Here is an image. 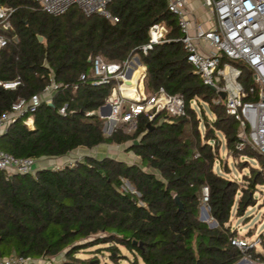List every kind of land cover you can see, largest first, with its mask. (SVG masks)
I'll return each mask as SVG.
<instances>
[{
  "label": "trees",
  "instance_id": "1",
  "mask_svg": "<svg viewBox=\"0 0 264 264\" xmlns=\"http://www.w3.org/2000/svg\"><path fill=\"white\" fill-rule=\"evenodd\" d=\"M0 5L15 10L13 29L6 32L11 40L0 56V81H21L14 91L0 87V117L20 98L42 94L52 82L60 86L52 103L44 101L33 114V128L25 124L30 114L17 119L0 136V149L16 158L41 159L106 144L123 146L136 157L129 162L87 156L74 166L42 168L34 175L8 177L0 171V259L92 264L94 259L79 254L96 249L120 264L127 257L121 247L134 257L133 264H234L242 258L231 243L237 231L229 222L256 205L264 160L249 147L237 149V123L223 105L212 103L216 94L188 64L166 0H114L108 9L116 23L76 7L55 17L32 0H0ZM156 23H165L168 34L144 54ZM98 55L108 63L138 55L147 67L146 93L164 88L180 95L185 115L162 113L153 120L142 115L134 131L107 135L98 111L111 87L93 85L92 61ZM217 133L231 155L260 161V170L250 168L246 187L213 171ZM204 187L212 228L199 218ZM261 248L245 254L262 260L264 237Z\"/></svg>",
  "mask_w": 264,
  "mask_h": 264
},
{
  "label": "built area",
  "instance_id": "2",
  "mask_svg": "<svg viewBox=\"0 0 264 264\" xmlns=\"http://www.w3.org/2000/svg\"><path fill=\"white\" fill-rule=\"evenodd\" d=\"M32 1L39 5V10L55 17L76 7L86 16L101 15L113 23L119 21L108 9L114 0ZM166 2L169 11L176 17L180 32L178 41L186 53L188 64L205 86L214 88L217 97L212 103L223 105L226 114L237 123V149L249 147L264 160V0H201L202 7L212 20L208 29L197 22L194 11L189 7V0ZM14 12L13 8L0 5V56L11 40L6 32L13 29ZM168 31L165 23L153 24L149 29V43L142 48L144 54L152 50L154 45L164 42ZM92 63L93 85L111 87L104 105L107 107H101L98 111L102 119L109 121L105 122L107 135L116 129L126 133L134 131L142 115L150 120L162 113L173 117L185 115L184 101L180 95H171L164 88L151 96L146 93L144 79L147 67L138 55L120 63H108L98 55ZM86 79L85 75L81 76V80ZM20 85V80L0 81V87L5 90L14 91ZM59 87L52 82L42 94H36L30 99L20 98L12 104L10 111L0 117V136L17 119L27 114L31 116L25 124L33 128V114L44 101L52 103L53 92ZM107 108L110 109L109 114L104 115ZM65 112L66 107L60 110L61 114ZM108 124L109 133L106 131ZM85 157V154H78L64 166L46 168L74 166ZM41 159L16 158L0 149V171L8 177L16 174L34 175L42 169L38 167ZM203 200H207L206 187L203 188ZM231 243L243 253L242 258L234 264H264V259H253L245 254L261 246L260 237L250 242L236 237ZM40 263V260L23 256L0 259V264Z\"/></svg>",
  "mask_w": 264,
  "mask_h": 264
},
{
  "label": "rangeland",
  "instance_id": "3",
  "mask_svg": "<svg viewBox=\"0 0 264 264\" xmlns=\"http://www.w3.org/2000/svg\"><path fill=\"white\" fill-rule=\"evenodd\" d=\"M109 111L110 109L107 108L104 111V115L109 114ZM209 117L212 118V116ZM105 122L108 123L109 121L105 120ZM109 126L110 125L108 124V128L106 130L107 133L110 132ZM217 136L220 141V146L218 148V159L215 160V163L213 165V171L229 181L236 182V184H238L240 188L246 187L247 185L245 182V178L250 176V168L260 170L262 168L260 161L247 158L245 156L237 157L231 155L225 148V140L223 135L217 133ZM211 144L213 143L211 142ZM123 148L115 150L118 152L119 156H123L127 161L133 162V155L131 153H126L125 149ZM90 155H92V153H90ZM127 155L130 159L126 157ZM75 157L76 156H74V158ZM239 196L240 193L238 192L236 198H238ZM254 198L257 200L255 206L247 208L242 217L235 218L234 216H232L229 222L231 228L237 231V237L243 238L248 242L252 241L256 237H264V185L257 186V191L254 193ZM199 218L203 219L202 221L208 223L209 225L214 222L209 216V209L206 206L205 202H203L200 207ZM95 250L96 249H92L87 251L86 253L81 252L79 254V257L82 259H94L92 264H116L110 259L109 252L104 251L102 253H96ZM121 250L123 252V256L127 257H122V259L120 260V264H133L134 257L131 254H128L122 247ZM255 250L257 252H262L261 246L255 247ZM55 260L60 261V259Z\"/></svg>",
  "mask_w": 264,
  "mask_h": 264
},
{
  "label": "crops",
  "instance_id": "4",
  "mask_svg": "<svg viewBox=\"0 0 264 264\" xmlns=\"http://www.w3.org/2000/svg\"><path fill=\"white\" fill-rule=\"evenodd\" d=\"M189 7L194 11L195 16L197 18V22L204 29H208L212 24V20L208 16L206 10L202 7L201 0H189ZM121 148H123V146H121ZM115 149H118L117 145H106V144L100 145L99 147L93 150H89L86 148H79L76 151L70 153L69 155L61 157V158H42L38 167L46 168L50 166H64L68 162H70V160L74 159V156H77L78 153L85 154V152H86L85 154L86 156H93L96 158H102L105 156H113V157H118L120 159L126 160V158H124L123 156L122 157L119 156L118 152ZM90 153H92V155H90ZM126 157L130 159L128 155ZM133 157H134L133 158L134 161H136V157L135 156Z\"/></svg>",
  "mask_w": 264,
  "mask_h": 264
},
{
  "label": "water",
  "instance_id": "5",
  "mask_svg": "<svg viewBox=\"0 0 264 264\" xmlns=\"http://www.w3.org/2000/svg\"><path fill=\"white\" fill-rule=\"evenodd\" d=\"M38 39H39V41L40 42H43V40H44V38L42 37V36H38ZM209 89H211V90H213L214 91V88L213 87H209ZM221 97H224V94H221ZM107 106H103L102 108H106ZM151 126V124L149 123L148 124V127H150ZM9 129V128H8ZM7 129V130H8ZM175 201L177 202V205H178V208H179V210H181L182 209V205H181V203L179 202V200H178V198H175ZM200 220L202 221L203 219H201L200 218ZM215 226V222H213L211 225H209V227H214Z\"/></svg>",
  "mask_w": 264,
  "mask_h": 264
},
{
  "label": "bare ground",
  "instance_id": "6",
  "mask_svg": "<svg viewBox=\"0 0 264 264\" xmlns=\"http://www.w3.org/2000/svg\"><path fill=\"white\" fill-rule=\"evenodd\" d=\"M141 81V80H140Z\"/></svg>",
  "mask_w": 264,
  "mask_h": 264
}]
</instances>
